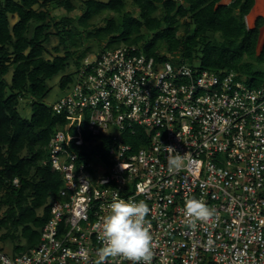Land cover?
<instances>
[{"label": "built area", "instance_id": "2783aa9c", "mask_svg": "<svg viewBox=\"0 0 264 264\" xmlns=\"http://www.w3.org/2000/svg\"><path fill=\"white\" fill-rule=\"evenodd\" d=\"M177 60L128 44L82 60L51 106L66 122L46 146L63 180L50 217L27 251L0 237V264H131L100 257L116 200L148 206L151 264H264V85ZM193 198L207 221L185 217Z\"/></svg>", "mask_w": 264, "mask_h": 264}, {"label": "trees", "instance_id": "16d2710c", "mask_svg": "<svg viewBox=\"0 0 264 264\" xmlns=\"http://www.w3.org/2000/svg\"><path fill=\"white\" fill-rule=\"evenodd\" d=\"M80 1L77 21L70 15L56 21L53 9L72 13L78 5L73 0H0V210L6 207L0 237L15 242L17 253L39 243L50 217L49 202L63 184L44 160L52 134L66 120L44 99L51 91L50 79L65 73L60 79L65 90L82 60L94 53L91 46L82 48L84 39L105 42L100 51L139 45L159 60L179 59L220 73L234 70L250 86L264 85V45L257 53L264 16L252 28L246 21L255 0ZM129 3L137 14L127 10ZM108 11L115 15H107L102 24L92 22ZM52 27L60 45L47 57ZM71 64L74 72L68 71ZM25 100L30 118L18 109Z\"/></svg>", "mask_w": 264, "mask_h": 264}, {"label": "clouds", "instance_id": "9594fccd", "mask_svg": "<svg viewBox=\"0 0 264 264\" xmlns=\"http://www.w3.org/2000/svg\"><path fill=\"white\" fill-rule=\"evenodd\" d=\"M167 166L169 172L180 171L185 167L183 156L178 152L175 156L170 155ZM109 207L110 214L105 217L100 232V239L106 244L100 250L101 261L123 258L131 264H151L152 235L146 226L149 213L146 203L116 200ZM184 215L190 220L207 221L212 210L204 202L193 198L185 202Z\"/></svg>", "mask_w": 264, "mask_h": 264}, {"label": "rangeland", "instance_id": "374dc122", "mask_svg": "<svg viewBox=\"0 0 264 264\" xmlns=\"http://www.w3.org/2000/svg\"><path fill=\"white\" fill-rule=\"evenodd\" d=\"M74 3L76 5H78L77 9L75 11H73L72 13H68L65 10L62 9H53L52 10V15L56 18V21L61 20L63 17L65 16H72L74 18H79V16H81V9H80V4L81 1L80 0H73ZM223 2H227L228 0H222ZM127 10L132 11L133 13L137 14L138 11L135 9V7L129 3L127 6ZM107 15H115L114 13L108 11L105 14L101 15V16H97L95 17L92 22L94 24H102L103 22H105V17H107ZM16 20L14 19L13 22H15ZM76 25H78V23H75ZM79 29H82L80 26H78ZM52 32H53V38L51 43L47 46L49 53L46 54L47 57H51L52 55H55V50L54 48L57 47L58 45H60V38L57 34V28L56 27H52ZM82 48H86L88 46H91L93 49V54H96L97 52H99L101 50V48L105 45V42L103 43H96V42H89L88 40L84 39L83 40V44H82ZM63 46H61L62 48ZM165 53V50H162V54ZM62 55H64V51L62 50V52L60 53ZM72 63V61H71ZM261 68L264 69V63L261 65ZM69 72H74L75 71V67L73 64H71V66L69 67ZM65 73H61L57 76H55L54 78L50 79L48 81L49 86L51 87V91L49 93V95L44 99V103L48 106H52L54 105L64 94H65V90L62 89L60 87V79L62 77V75ZM10 77V76H9ZM20 113L26 117V118H30L32 115V109L30 107V104L25 101H23L22 104H20L18 106ZM6 210V207L2 208L0 210V216L4 213V211ZM4 246H5V250L8 254L12 255L14 252V246H15V242L12 241H4Z\"/></svg>", "mask_w": 264, "mask_h": 264}, {"label": "crops", "instance_id": "0c3cea01", "mask_svg": "<svg viewBox=\"0 0 264 264\" xmlns=\"http://www.w3.org/2000/svg\"><path fill=\"white\" fill-rule=\"evenodd\" d=\"M231 1H232V0H228L227 2H223V1H221V4H229ZM256 2H257V0H255V5H254V7L256 6ZM254 7H253V9H254ZM253 9H252V11H253ZM252 11H251V12H252ZM251 12H250V13H251ZM250 13H249V15H250ZM249 15H247V17H248ZM258 16H264V15H263V14H258V15L256 16V18L254 19V22H253V24H252L251 26H250V25L248 24V22H247L249 28H252V27L255 26V21H256V19H257ZM247 17H246V21H247ZM263 45H264V25H263V27L261 28V33H260V37H259V42H258V47H257V53H258V54H260V52H261V50H262V48H263Z\"/></svg>", "mask_w": 264, "mask_h": 264}, {"label": "bare ground", "instance_id": "6f19581e", "mask_svg": "<svg viewBox=\"0 0 264 264\" xmlns=\"http://www.w3.org/2000/svg\"><path fill=\"white\" fill-rule=\"evenodd\" d=\"M258 14L264 15V0H257L256 6L254 7L253 11L247 17V22L251 26L254 22V19Z\"/></svg>", "mask_w": 264, "mask_h": 264}]
</instances>
